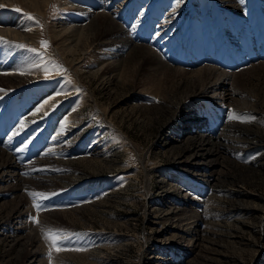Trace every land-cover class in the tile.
<instances>
[{
    "label": "rangeland",
    "instance_id": "1",
    "mask_svg": "<svg viewBox=\"0 0 264 264\" xmlns=\"http://www.w3.org/2000/svg\"><path fill=\"white\" fill-rule=\"evenodd\" d=\"M263 2L48 0L40 16L15 0L0 2V22L26 23L40 32L29 43L0 37L8 42L0 43L1 74L22 75L21 65L37 72L23 70V80L5 78L0 87V149L23 167L20 180L12 175L0 187V264H28L29 236L40 251L35 264H264V98L256 88L233 89L234 102L222 114L239 117L230 120L245 128L229 137L243 140L252 129L248 138L257 144L222 155L214 181L207 182V175L193 171L195 151L180 132L177 107L201 103L200 116L209 102L189 99L188 89L170 79L150 88L143 70L135 77L118 68L108 74V65L121 61L95 49L100 40L87 55H72L56 36L80 24L77 5L96 13L118 9L116 23L131 44L150 46L167 64L188 68L179 64L181 56L197 60L190 58L189 39L207 56V35L214 56L226 49L222 61L215 56L208 65L231 71L249 62L256 43L260 57L253 63L264 61ZM148 10L154 14L149 25L142 19ZM228 34L236 40L227 46ZM52 97L54 103H44ZM20 200L25 207L21 203L19 210L26 212L12 237L9 218ZM49 229L60 233L66 250L50 247L44 234Z\"/></svg>",
    "mask_w": 264,
    "mask_h": 264
},
{
    "label": "bare ground",
    "instance_id": "2",
    "mask_svg": "<svg viewBox=\"0 0 264 264\" xmlns=\"http://www.w3.org/2000/svg\"><path fill=\"white\" fill-rule=\"evenodd\" d=\"M3 1L5 0H0L1 3ZM15 2H17V4H21L20 6L22 8H28L27 10L33 12L34 14H37L38 16H40V14L44 12L43 10L48 4V0H15ZM24 2L27 6L23 4ZM80 7L78 5L76 7H73V9L78 12L77 21H81L79 22L80 24L75 22V25L66 28L68 32L63 28L60 30L61 33L56 32V36L62 37L60 38V43L64 45L63 51L65 54L74 55L77 52H81L82 55L83 53L84 55H87V52L90 53L91 51H93L95 45L94 43L100 40V44L97 45L95 49H99L105 52V55L112 57V60L114 62L121 61L119 63L115 62L109 64V69H107L106 73L109 74L111 70L118 68L123 71H131L135 77V75L137 76L138 72H141L143 70V73H145L143 75L145 78V85H148L150 88L159 87V85L163 81L165 82V80L170 79L172 81H178V87L180 86L188 89L185 96H188L189 99L198 96L203 100V102H209L210 107L204 106V109L206 108V110H203V113L200 114V116L196 114L198 113V110H201L203 107L201 103L197 106H193L188 110H181L180 107H177V109L179 110L178 113L180 114L179 118L181 119L178 121L183 123V127L182 129H180V132L184 135H187V139L190 141V145L195 151L192 167L193 171L197 175H199L200 177H205L207 175V182L214 181V167L218 164V159L221 158L222 155L227 153L231 154L228 151L237 153L238 150L233 149V147L235 146H238L239 148V146L249 145V149H253L254 145L257 144L256 142H253L250 138H248V133L251 134L252 129H249L250 131L247 130L248 132L246 138L243 140H234L232 137H229L230 135H232V133L236 132L243 134V130L245 128L243 129V127H238V123L232 122L230 120V116L232 115V113H230L229 116V113L226 112L228 114V118H226L227 116L225 117V115L222 114L223 110L227 108L228 104L232 105L230 103L234 102L233 99H231L233 95L231 96L230 92L233 89L235 90L238 86L245 88H247V85L253 86L254 88H256V92L264 98V61L253 63L254 60H257V58L260 57L255 54V51L257 49L259 51V46L257 43L256 45L250 47V51L247 53V56L251 58H249V62H239L240 65L238 66L239 68H237V70L234 69L229 71L225 69V71H221L219 69H216L214 66H209L207 62H210L211 59H215V56H218V58L221 57L222 61L226 49L219 50L218 53L214 56V54L212 53L213 48L210 47L211 42L206 35L205 37L203 36L205 40V46L203 48L205 49L204 51H208L209 53L207 56L201 55V52L196 49L198 43L196 44L194 42L193 44L191 42V39H189V44H192V48L194 47V49L192 50V54L189 53L192 55L190 58H197V60L190 62L189 60H184L183 56H181V61H179V64H186L188 68L179 67V65L178 67H176L164 62L160 58V55H158L150 46L142 43L131 44V38H128L126 31L116 23L115 17L119 12L118 9H114L111 12L106 11V13H96L91 11L89 8ZM116 8H121V6L119 5ZM258 10L259 13H264V2L260 5V8ZM152 16H154V14H152L151 10H148V14L142 18L143 22L148 23L149 25ZM170 24L171 22L165 26L169 27ZM256 28L259 29V27ZM222 31L223 34H226L224 33V30ZM39 33V29H37L36 27L30 28L29 25H26V23H24L20 27L18 24H6V22H0V37L3 38L12 39L14 41H21V43H27L28 41L34 42L35 39H39ZM143 33L145 32L143 31ZM141 34L142 32H140V36ZM234 34L232 36L231 34H228L229 37L227 36L225 38V43L227 46L235 42L236 39L234 37ZM107 37L108 39L105 40V38ZM238 44L242 46V42H239ZM79 45H83V47L79 49ZM112 46L113 48L110 49V47ZM262 52L263 50L260 49L259 55L262 54ZM19 69L21 70H19L20 72H23V70H25L27 73H37L35 69L31 68L29 65H21V68ZM1 73L2 72L0 69V87L3 86V82L6 81L5 78L10 80V78L12 79V77H15L17 79L19 78V81L25 78V73L22 75H16L14 73L12 74V72L10 74ZM2 92L3 91H0V94ZM214 101L216 102L215 106L212 104ZM52 102L54 103L55 101L52 99L49 104H51ZM211 104L214 106V110L217 113L212 114ZM256 107H258V105L253 107V109H256ZM215 120H217L219 124L213 126L212 124ZM215 134L216 136H213ZM238 142L242 143L240 145H237ZM22 170L23 167L14 163L10 156L0 149V187L2 186V184L9 182L12 179V175L13 177L16 175V179L20 180L22 177H19V172H23ZM1 195L3 194L0 191V201L4 200ZM21 203H23L22 206L24 208L25 203L24 201L21 202L20 200L14 208L15 210H11L12 213L9 218V228L12 227V229L10 228L9 233L12 235V237H16L18 227L17 229H15L14 227L20 225L21 220L24 216L23 214H25L24 212H26L19 210ZM29 210L30 209H27V211ZM35 241L36 240L34 238L29 236L26 237V241L24 242L27 249L29 250V254L31 255V259L29 260L28 264H35L39 260L38 255L40 251L39 247L35 245Z\"/></svg>",
    "mask_w": 264,
    "mask_h": 264
},
{
    "label": "snow or ice",
    "instance_id": "3",
    "mask_svg": "<svg viewBox=\"0 0 264 264\" xmlns=\"http://www.w3.org/2000/svg\"><path fill=\"white\" fill-rule=\"evenodd\" d=\"M17 11H19V9H17ZM27 19H33V17L31 16H27ZM25 30H30V29H25ZM0 43H8L7 41L3 40L2 38H0ZM42 46L47 47V42H42ZM16 47H24L23 45H16ZM28 51L30 52H35L34 49H28ZM44 71L47 73L48 69L45 68ZM20 74H24L23 72H21ZM60 93H57V95H59ZM50 99H55V97H52ZM45 104L49 103L48 100H46L44 102ZM44 105H41L40 108H37L36 112H40L43 109ZM46 114V113H45ZM33 115H35V113H33ZM230 119H239V117H236L235 115L230 116ZM244 122V121H241ZM23 126V124H21V127ZM34 222H36L34 220ZM45 239L46 241L50 242V247L52 249H55L56 251H63L66 250V245L63 242V238L60 236L59 232H53L51 229L45 231ZM76 251H80L81 249H74ZM51 255V254H49Z\"/></svg>",
    "mask_w": 264,
    "mask_h": 264
}]
</instances>
